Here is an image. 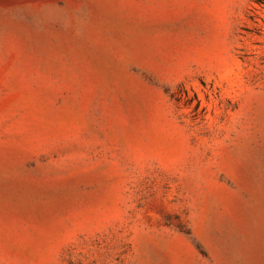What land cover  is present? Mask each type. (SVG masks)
<instances>
[{
    "label": "rangeland",
    "instance_id": "374dc122",
    "mask_svg": "<svg viewBox=\"0 0 264 264\" xmlns=\"http://www.w3.org/2000/svg\"><path fill=\"white\" fill-rule=\"evenodd\" d=\"M260 1L0 0V264H264Z\"/></svg>",
    "mask_w": 264,
    "mask_h": 264
},
{
    "label": "trees",
    "instance_id": "16d2710c",
    "mask_svg": "<svg viewBox=\"0 0 264 264\" xmlns=\"http://www.w3.org/2000/svg\"><path fill=\"white\" fill-rule=\"evenodd\" d=\"M258 1H260V0H258ZM261 2V1H260Z\"/></svg>",
    "mask_w": 264,
    "mask_h": 264
}]
</instances>
